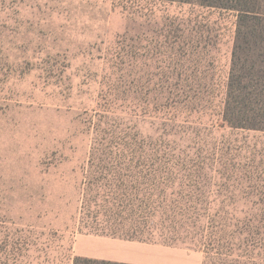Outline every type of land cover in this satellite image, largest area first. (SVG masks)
Wrapping results in <instances>:
<instances>
[{
    "label": "rangeland",
    "instance_id": "obj_1",
    "mask_svg": "<svg viewBox=\"0 0 264 264\" xmlns=\"http://www.w3.org/2000/svg\"><path fill=\"white\" fill-rule=\"evenodd\" d=\"M236 20L162 0H0V264L118 248L264 264V132L222 120ZM100 169L106 211L158 230L84 226Z\"/></svg>",
    "mask_w": 264,
    "mask_h": 264
},
{
    "label": "trees",
    "instance_id": "obj_2",
    "mask_svg": "<svg viewBox=\"0 0 264 264\" xmlns=\"http://www.w3.org/2000/svg\"><path fill=\"white\" fill-rule=\"evenodd\" d=\"M169 2L196 3L202 7L232 11L237 14L231 68L228 77L226 95L223 102L222 120L232 129L264 132V0H162ZM132 151L119 149V161L130 159ZM104 154V153H103ZM101 172V169L99 170ZM98 171V172H99ZM97 180L84 184L83 187V224L99 233L119 226V230L128 228L132 235L129 241H143L145 233L153 234L157 224L150 221V216L126 214L118 216L106 211L107 201L91 193L93 182H100L104 173ZM91 184V187L89 186ZM124 199L119 205L124 206ZM73 264H128L94 258L76 257Z\"/></svg>",
    "mask_w": 264,
    "mask_h": 264
},
{
    "label": "crops",
    "instance_id": "obj_3",
    "mask_svg": "<svg viewBox=\"0 0 264 264\" xmlns=\"http://www.w3.org/2000/svg\"><path fill=\"white\" fill-rule=\"evenodd\" d=\"M116 243V242H114ZM117 244H119L117 242ZM130 244V243H128ZM87 257H93L96 260L110 261V262H118V263H128V264H156L152 259H142L139 255L127 253V252H119V248L114 252H109L107 254H85Z\"/></svg>",
    "mask_w": 264,
    "mask_h": 264
}]
</instances>
